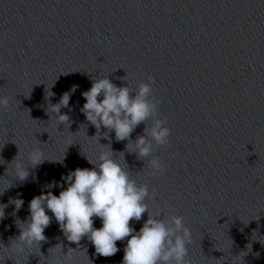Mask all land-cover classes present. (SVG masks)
<instances>
[{"label": "water", "instance_id": "water-1", "mask_svg": "<svg viewBox=\"0 0 264 264\" xmlns=\"http://www.w3.org/2000/svg\"><path fill=\"white\" fill-rule=\"evenodd\" d=\"M105 76L132 89L155 79L157 116L170 136L166 145L153 143L152 155L165 172L153 176L147 158L126 151L114 132L99 142L117 158L124 152L132 178L148 185L149 213L184 218L191 264H220L221 257L232 264L237 256L236 264H264V0H0V96L9 99L0 107V191L11 183L0 195L8 204L0 264H122L128 238L112 256L97 255L87 237L65 256L57 244L65 253L76 244L54 217L40 248L11 245L34 196L59 195L63 176L92 168L86 156L108 150L80 111L82 93ZM73 85L60 109L68 128L57 125L50 105ZM144 128L133 131V142ZM37 147L48 160L24 181L10 176L11 162ZM52 181L63 188H48ZM10 198L24 200L18 212ZM147 218L130 225L139 231Z\"/></svg>", "mask_w": 264, "mask_h": 264}, {"label": "clouds", "instance_id": "clouds-1", "mask_svg": "<svg viewBox=\"0 0 264 264\" xmlns=\"http://www.w3.org/2000/svg\"><path fill=\"white\" fill-rule=\"evenodd\" d=\"M148 81H141L136 89H132L128 83L117 86L108 76L92 79L90 89L82 93L86 102L80 111L96 129V134L92 137L99 133L98 143L107 145L108 150L100 151L95 160L86 156L93 165L92 168L77 167L63 176L66 188L57 181L48 184V188L62 187L59 195L52 191L41 192L30 200L29 216L23 221L17 218L23 226L18 227L19 235L11 243L15 245L17 252L35 245L40 248L41 242L47 239L45 229L54 217L66 240L76 244L75 248L69 247L66 253L63 245L57 244L65 256L69 255L70 250L75 251L85 237L94 245L97 255L112 256L120 250L116 242L128 238L122 264H191L187 257L192 235L184 218L169 215L165 220L160 218L159 212L149 213L146 203L149 198L148 185L132 178L124 152H119L120 157L117 158L110 144L99 142L101 136L108 139L110 133L114 132L117 141H127L126 151L135 153L138 159L147 158L153 176L165 172V165L152 155L153 143L161 146L168 144L170 129L166 126L167 121L157 116V106L161 101L152 95L154 77L149 76ZM77 87L78 85H73L63 93L58 103L50 105L52 118L56 119L57 125L65 123L69 128L70 117L68 114H61L60 109L69 106L71 94ZM49 92L48 97L54 95L50 90ZM8 105V97L0 96V107ZM148 121H151L150 125ZM141 123L145 124L144 134L138 135L133 142L131 134ZM102 127L106 131L101 132ZM76 133L71 134L74 136ZM72 144L69 143V146ZM45 160L48 159L42 148H32L26 158L18 160L16 157L11 162L10 176L24 181L29 176V168H34ZM58 162L62 163L63 160ZM8 172L9 167L7 174ZM9 187L11 183L0 191V195ZM9 203L14 204L15 211L18 212L24 205V200L10 198ZM6 207L8 204L0 203V221L5 218ZM145 212L148 213V218L137 231L130 225V221H140ZM94 217L100 218V228L94 227ZM247 247L250 250L251 244ZM40 254L43 256L41 252ZM241 254L245 255L243 252ZM237 257L232 258V264H236ZM224 259L225 257H221L216 261L223 264Z\"/></svg>", "mask_w": 264, "mask_h": 264}]
</instances>
